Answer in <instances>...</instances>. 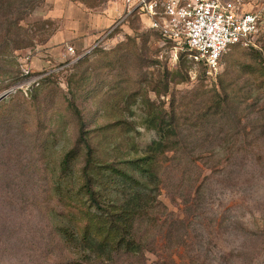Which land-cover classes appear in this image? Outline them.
<instances>
[{
    "label": "rangeland",
    "instance_id": "rangeland-1",
    "mask_svg": "<svg viewBox=\"0 0 264 264\" xmlns=\"http://www.w3.org/2000/svg\"><path fill=\"white\" fill-rule=\"evenodd\" d=\"M26 1L0 0V264H71L63 156L82 123L95 160L142 157L157 139L151 109L173 122L174 145L143 196L160 203L138 228L143 256L117 264H264V37L230 46L214 77L138 12L95 44L125 0ZM85 152L70 164L74 188Z\"/></svg>",
    "mask_w": 264,
    "mask_h": 264
},
{
    "label": "trees",
    "instance_id": "trees-1",
    "mask_svg": "<svg viewBox=\"0 0 264 264\" xmlns=\"http://www.w3.org/2000/svg\"><path fill=\"white\" fill-rule=\"evenodd\" d=\"M41 3L42 0H27L24 8L32 11ZM160 37L166 45L173 47L171 41ZM237 46L240 45L232 47ZM188 54L186 51L179 52L177 59L187 57ZM195 63L205 70L202 63ZM260 70L264 75V67ZM36 83V88L32 86L28 90L29 98L35 96L34 92L41 85L39 81ZM151 110H153L151 113H147L146 126L155 131L157 139L145 149L142 157L119 160L113 164L95 160L89 144L90 137L87 136L89 133L83 131L82 123L79 140L63 156L59 180L69 179L65 186L67 201L64 205L71 207L76 213L71 214L72 231L60 230L74 256L71 264H117L121 257L143 256L144 249L137 235L138 228L145 221L152 222L154 220L152 214L160 206L154 198L150 201L145 200L143 196L150 193V184L157 189L159 181L155 172L160 159L174 145L171 143V137L175 135L173 122L166 121L155 109ZM122 122L119 120L107 126L102 125L98 131L114 132L116 126H120ZM125 132L128 133L129 129ZM97 136L94 135L93 140ZM79 147H83L86 152L84 164L77 177L79 183L74 188L72 183L74 172L71 171L70 164L79 152ZM42 151L44 154V147ZM57 187L60 188V181ZM112 193L118 194L121 199L108 197Z\"/></svg>",
    "mask_w": 264,
    "mask_h": 264
},
{
    "label": "built area",
    "instance_id": "built-area-1",
    "mask_svg": "<svg viewBox=\"0 0 264 264\" xmlns=\"http://www.w3.org/2000/svg\"><path fill=\"white\" fill-rule=\"evenodd\" d=\"M135 12L147 19L148 28L173 43L175 56L186 51L214 77L230 46H255L264 37V0L250 9L245 0H125L122 14L95 44L108 39ZM67 50L73 54L71 47Z\"/></svg>",
    "mask_w": 264,
    "mask_h": 264
},
{
    "label": "water",
    "instance_id": "water-1",
    "mask_svg": "<svg viewBox=\"0 0 264 264\" xmlns=\"http://www.w3.org/2000/svg\"><path fill=\"white\" fill-rule=\"evenodd\" d=\"M6 96V93L0 95V101Z\"/></svg>",
    "mask_w": 264,
    "mask_h": 264
},
{
    "label": "crops",
    "instance_id": "crops-1",
    "mask_svg": "<svg viewBox=\"0 0 264 264\" xmlns=\"http://www.w3.org/2000/svg\"><path fill=\"white\" fill-rule=\"evenodd\" d=\"M123 11V10H122ZM108 27V25H106Z\"/></svg>",
    "mask_w": 264,
    "mask_h": 264
}]
</instances>
